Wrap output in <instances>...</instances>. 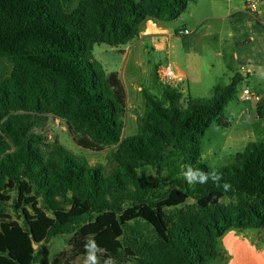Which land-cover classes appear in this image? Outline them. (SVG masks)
I'll use <instances>...</instances> for the list:
<instances>
[{"label": "trees", "instance_id": "trees-1", "mask_svg": "<svg viewBox=\"0 0 264 264\" xmlns=\"http://www.w3.org/2000/svg\"><path fill=\"white\" fill-rule=\"evenodd\" d=\"M193 1L83 0L67 13L61 0H0V264H36L35 244L77 232L115 264H217L228 232L264 229V141L217 169L227 191L211 181L194 191L182 178L166 190L164 180L154 186L137 171L149 166L162 177L177 152L210 171L202 139L212 122L232 126L224 110L242 78L216 86L206 103L189 98L186 108L178 89L165 88L161 100L146 96L141 134L123 141L125 87L94 56L96 45H128L149 20L176 21ZM50 114L99 147L119 145L117 170L107 176L48 144ZM139 222L154 243L136 238L130 223Z\"/></svg>", "mask_w": 264, "mask_h": 264}, {"label": "rangeland", "instance_id": "rangeland-1", "mask_svg": "<svg viewBox=\"0 0 264 264\" xmlns=\"http://www.w3.org/2000/svg\"><path fill=\"white\" fill-rule=\"evenodd\" d=\"M81 1L83 0H61V4L65 12L71 13L77 9ZM194 4L190 3L188 10L179 18L180 21L175 27L193 26V18L199 12V8ZM172 43L176 46V50L181 53L189 48V42L185 40L174 39ZM127 48L110 47L102 44L97 45L94 50L96 60L102 63L107 72H118L123 77L121 79L127 96L123 117V141L141 134L143 121L148 112L146 96H158V91L161 90V85L156 78L155 66L160 61L162 65H168L165 53L161 56L152 50V38H147L144 45L140 46L138 55L141 65L138 67L132 64V57L126 61L124 55L128 50ZM215 63L219 64L220 59L215 58ZM2 68L5 77L11 74L12 66L8 61H2ZM216 83L228 85V81L223 78H219ZM245 85L246 83L243 82L238 86L236 99L230 102L224 110V116L232 121V126L222 128L217 122H212L202 139L201 162L210 170L231 165L235 162V156L244 152L247 146L260 144L264 141V119L258 117V110L264 115V93L259 94L261 99L258 102H244L242 91L246 87ZM139 87L141 90L138 89ZM250 87H254L253 83ZM214 88L206 90V88L191 84L189 92V87L186 86L183 106L187 107L189 98L192 102L206 103L211 98ZM252 91L255 92L254 89ZM43 131L48 144L53 145L58 142L74 157L90 167L100 169L107 176L114 173L119 167L115 158L119 145L99 147L88 136L74 131L66 120L52 114L47 115ZM185 165L187 164L183 155L177 152L170 156L169 166L164 170L162 177L157 174L154 168L149 166L138 168L137 171L142 180L151 182L154 186H162L159 181L163 182L164 180V187L167 190L175 180L184 179L182 172ZM191 187L195 191V184H192ZM222 201L225 204L230 202L228 199ZM188 204L194 205L195 201L190 199ZM169 213L170 215L175 214L174 211H169ZM130 224L131 230L140 241H146L150 244L156 241V234L144 222ZM252 232L255 233L253 238L259 241L261 245L264 244V230ZM84 244L85 239L77 232L37 245L38 263L36 264H83ZM124 264L134 263L130 260Z\"/></svg>", "mask_w": 264, "mask_h": 264}, {"label": "crops", "instance_id": "crops-1", "mask_svg": "<svg viewBox=\"0 0 264 264\" xmlns=\"http://www.w3.org/2000/svg\"><path fill=\"white\" fill-rule=\"evenodd\" d=\"M244 2L245 0L193 1L191 3H195L199 12L193 18L192 27H175L180 19L163 25L156 24L154 34L146 35L142 32L141 37L128 45L120 46L128 47L124 57L126 61L132 57V64L140 66V46L144 45L147 38H152V50L161 56L165 53L168 65L182 78L183 82L175 89L183 95L186 86L190 92L191 84L209 90L220 85L216 83L219 78L226 79L229 85L235 76H240L242 83H246L244 88L248 87L257 94H262L264 26L247 12ZM181 29L189 30L190 34L178 37L176 32ZM174 39L189 42V48L184 53L178 52L172 43ZM215 58L220 59L219 64L215 63ZM160 66H163L161 61L155 66L156 78ZM108 73L119 74L122 81L121 73ZM251 83L254 85L252 88ZM138 89L141 90V87ZM163 93L164 87L161 85L158 96L152 97L161 100ZM252 231L262 229L228 232L221 241L223 257L217 264H264V244L261 245L253 238L255 233Z\"/></svg>", "mask_w": 264, "mask_h": 264}, {"label": "clouds", "instance_id": "clouds-1", "mask_svg": "<svg viewBox=\"0 0 264 264\" xmlns=\"http://www.w3.org/2000/svg\"><path fill=\"white\" fill-rule=\"evenodd\" d=\"M184 180L192 184H207L211 181L215 186L227 191L231 188V185L223 181L222 173L215 168L205 172L202 169L194 168L191 165H185L182 172ZM85 255L83 258V264H115L113 259L106 255V249L101 248L94 238L85 239Z\"/></svg>", "mask_w": 264, "mask_h": 264}, {"label": "built area", "instance_id": "built-area-1", "mask_svg": "<svg viewBox=\"0 0 264 264\" xmlns=\"http://www.w3.org/2000/svg\"><path fill=\"white\" fill-rule=\"evenodd\" d=\"M245 8L248 13L258 19L264 26V0H245ZM156 24L154 21L149 20L145 24L143 33L151 35L156 32ZM190 34L189 30L181 29L176 32L178 37H184ZM157 79L164 88H173L183 82L182 78L175 72L170 65H163L157 69ZM261 97L250 88H244L242 91V100L244 102L260 101Z\"/></svg>", "mask_w": 264, "mask_h": 264}, {"label": "water", "instance_id": "water-1", "mask_svg": "<svg viewBox=\"0 0 264 264\" xmlns=\"http://www.w3.org/2000/svg\"><path fill=\"white\" fill-rule=\"evenodd\" d=\"M34 248H35V249L37 248V245H36V244L34 245Z\"/></svg>", "mask_w": 264, "mask_h": 264}]
</instances>
